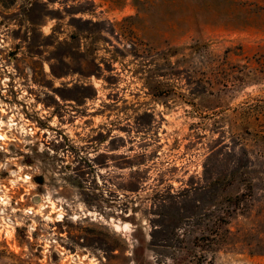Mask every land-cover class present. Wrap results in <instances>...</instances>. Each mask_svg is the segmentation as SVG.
Here are the masks:
<instances>
[{"label":"rangeland","instance_id":"374dc122","mask_svg":"<svg viewBox=\"0 0 264 264\" xmlns=\"http://www.w3.org/2000/svg\"><path fill=\"white\" fill-rule=\"evenodd\" d=\"M0 137V264H264V0H0Z\"/></svg>","mask_w":264,"mask_h":264},{"label":"bare ground","instance_id":"6f19581e","mask_svg":"<svg viewBox=\"0 0 264 264\" xmlns=\"http://www.w3.org/2000/svg\"><path fill=\"white\" fill-rule=\"evenodd\" d=\"M2 137V136H1ZM1 137H0V139H1ZM3 138V137H2Z\"/></svg>","mask_w":264,"mask_h":264}]
</instances>
